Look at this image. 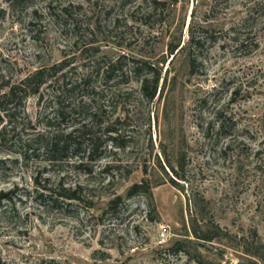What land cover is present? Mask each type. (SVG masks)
<instances>
[{
	"label": "rangeland",
	"instance_id": "1",
	"mask_svg": "<svg viewBox=\"0 0 264 264\" xmlns=\"http://www.w3.org/2000/svg\"><path fill=\"white\" fill-rule=\"evenodd\" d=\"M39 69L0 114V264H264V0H0V91Z\"/></svg>",
	"mask_w": 264,
	"mask_h": 264
},
{
	"label": "trees",
	"instance_id": "2",
	"mask_svg": "<svg viewBox=\"0 0 264 264\" xmlns=\"http://www.w3.org/2000/svg\"><path fill=\"white\" fill-rule=\"evenodd\" d=\"M257 3H252L250 7L247 9V17L251 16L252 12L257 8ZM134 70V68H132ZM113 72V67L106 71V80H109L111 78V74ZM81 81V80H80ZM155 83L153 88L151 90L147 87V85L150 83L149 79H143L141 81L142 84V93L148 100H152L155 97L156 94V81H152ZM151 82V83H152ZM44 76L43 71L41 69L34 71L33 73H30L23 78L14 81L12 83L5 82L1 89L3 91H0V114L4 115L7 118H11L12 113L10 112V108L8 107L10 102H12L15 99H18L19 106H21L22 100H24L29 95H35L38 93L41 86L44 84ZM71 88H75L77 85V81L72 82L69 84ZM86 105V104H84ZM83 108V106H75L72 110ZM71 110V111H72ZM96 111L90 115L89 120L92 121L93 118L96 115ZM61 115V113H59ZM86 126L82 125L79 126V128L74 129L70 133L66 134L64 136V146L68 148V146L72 147L73 149H78L79 144H75L74 139L77 138V136H83L85 137V140L87 142V159L89 160H95V158L98 157V143L97 139L94 138L89 131H84ZM221 128V126H219ZM116 131H112L108 128L105 129V133H115ZM81 134V135H79ZM108 136V135H107ZM110 141H115L114 137H107ZM58 142L56 140H53L51 148L55 149L58 146ZM179 168L181 171H183V165L179 163ZM174 174L177 175L176 172ZM181 178V177H180ZM142 184H134L130 189L127 191V197L130 199L136 194H139V191L142 188ZM60 192L57 190L52 189H44L43 193L39 195L41 198L47 199L49 204L52 206H56V203L59 199H62V203H66L67 206H71L72 203L81 204L84 202V196L82 195L83 191L81 187H75V188H62L59 187ZM44 192H47L44 194ZM148 198H150V193H148ZM9 200V193L0 192V203L3 201ZM120 201V198L117 197L114 201L109 202V208H110V214H114L117 210V202ZM205 240V239H204ZM208 241V240H207ZM170 251L172 252L171 255H176L180 251V243L177 242L174 247L170 248ZM37 264H59L54 260L49 261H43Z\"/></svg>",
	"mask_w": 264,
	"mask_h": 264
}]
</instances>
